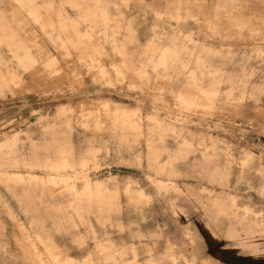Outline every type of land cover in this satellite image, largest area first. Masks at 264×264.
Masks as SVG:
<instances>
[{
  "label": "rangeland",
  "instance_id": "1",
  "mask_svg": "<svg viewBox=\"0 0 264 264\" xmlns=\"http://www.w3.org/2000/svg\"><path fill=\"white\" fill-rule=\"evenodd\" d=\"M0 264H264V0H0Z\"/></svg>",
  "mask_w": 264,
  "mask_h": 264
},
{
  "label": "crops",
  "instance_id": "2",
  "mask_svg": "<svg viewBox=\"0 0 264 264\" xmlns=\"http://www.w3.org/2000/svg\"><path fill=\"white\" fill-rule=\"evenodd\" d=\"M50 243L54 245V243H52V242H50ZM54 246H55V245H54Z\"/></svg>",
  "mask_w": 264,
  "mask_h": 264
}]
</instances>
